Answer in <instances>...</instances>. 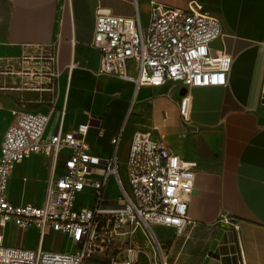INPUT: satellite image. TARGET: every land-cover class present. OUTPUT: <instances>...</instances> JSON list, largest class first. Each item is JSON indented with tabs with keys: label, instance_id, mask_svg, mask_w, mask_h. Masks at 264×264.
<instances>
[{
	"label": "crops",
	"instance_id": "obj_1",
	"mask_svg": "<svg viewBox=\"0 0 264 264\" xmlns=\"http://www.w3.org/2000/svg\"><path fill=\"white\" fill-rule=\"evenodd\" d=\"M153 2L164 8L198 4L220 20L223 36L211 48L233 58L226 86L166 82L138 88L134 82L98 75L101 52L93 46L98 12L122 17L138 12L147 27ZM38 54L45 60L51 54L53 63L39 60ZM4 62H16L19 69L0 77V147L14 111L49 115L47 139L88 123L86 142L102 159L112 155V139L119 133V151L123 146L127 156L133 135L151 132L180 158L199 165L184 231L152 226L166 264H264V0H0V64ZM30 81L36 87H28ZM13 92L16 103L10 98ZM68 156L67 150L57 160L34 154L18 164L8 185L9 201L42 205ZM12 228L21 230L11 224L5 231ZM21 231L39 235L37 229ZM47 235L67 237L49 231L42 239L39 235L37 248L60 252L45 249ZM124 254L127 258L120 260ZM112 258L119 264L132 258L151 264L154 250L138 230L117 237L84 262L111 264Z\"/></svg>",
	"mask_w": 264,
	"mask_h": 264
},
{
	"label": "built area",
	"instance_id": "obj_2",
	"mask_svg": "<svg viewBox=\"0 0 264 264\" xmlns=\"http://www.w3.org/2000/svg\"><path fill=\"white\" fill-rule=\"evenodd\" d=\"M222 36L220 20L198 4L164 8L153 2L147 27L141 25L138 12L122 17L99 11L93 41L101 52L98 75L134 82L138 88L166 82L185 87L226 86L233 58L211 48ZM46 60L52 64L54 57L48 54ZM180 111L185 117L188 98L181 100ZM13 114L15 120L0 147V264H83L117 237L138 230L154 250V264H166L152 226L173 227L182 233L190 223L188 197L194 190L197 162L183 160L151 132L139 131L130 144L124 179L119 162L121 133L112 139V155L102 159L90 152L86 142L88 123L47 139L49 115ZM64 150L69 151L65 171L49 183L42 205L9 201L8 185L18 164L34 154L57 160ZM110 178L121 191L115 202L107 189ZM87 189L95 194V204L78 206V195ZM11 224L21 230L37 229L41 239L49 231L64 234L75 249L63 253L9 246L5 230ZM119 263L111 259V264ZM123 264L138 262L132 258Z\"/></svg>",
	"mask_w": 264,
	"mask_h": 264
},
{
	"label": "rangeland",
	"instance_id": "obj_3",
	"mask_svg": "<svg viewBox=\"0 0 264 264\" xmlns=\"http://www.w3.org/2000/svg\"><path fill=\"white\" fill-rule=\"evenodd\" d=\"M37 56L39 60L47 62L45 60V55L42 56L38 54ZM18 69L19 68L16 62L15 63L4 62L0 64V77L4 75L3 73L5 72H15ZM46 71H47V68L45 67L40 72L46 73ZM16 84L17 83H15V85ZM35 85L36 84L34 82L30 81L28 84V87L34 88L36 87ZM137 95L139 96L137 97V101H140L139 98L142 95V91L140 95L139 93ZM10 98L14 103H16L17 101L16 92H13ZM126 153H127V150L123 148V146H120V151H119L120 173L124 179L126 175V159H127ZM107 189L109 191L110 200L113 202L117 201L121 195V191L119 187L117 186V183L114 178H110ZM94 204H95V194L93 193L92 190L87 189L84 194L78 195V198H77L78 206L88 207L89 205L93 206ZM5 236L7 239V243L13 247L32 248L35 250L38 249L37 247L39 246V235L33 232L25 233L21 230H18L17 228H12V229L5 231ZM139 243H141V245H146V242L142 239L139 240ZM107 247L108 245L105 246L104 251L106 250ZM45 249L47 250L55 249V250H59L60 252H71L75 249V247L72 244L71 240H69L67 237L56 238L53 235H47L46 240H45ZM126 258L127 256L126 254H124L120 257V260H123V259L125 260ZM145 260L147 261V258H145ZM88 263L89 262H84V264H88ZM101 263L110 264V262H101ZM151 264H154V263L151 262Z\"/></svg>",
	"mask_w": 264,
	"mask_h": 264
}]
</instances>
